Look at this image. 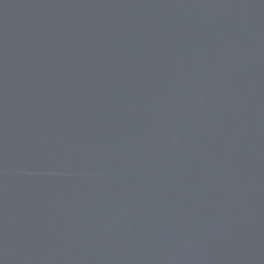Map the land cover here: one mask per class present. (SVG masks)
I'll return each mask as SVG.
<instances>
[{
  "label": "water",
  "instance_id": "obj_1",
  "mask_svg": "<svg viewBox=\"0 0 264 264\" xmlns=\"http://www.w3.org/2000/svg\"><path fill=\"white\" fill-rule=\"evenodd\" d=\"M0 264H264V0H0Z\"/></svg>",
  "mask_w": 264,
  "mask_h": 264
}]
</instances>
